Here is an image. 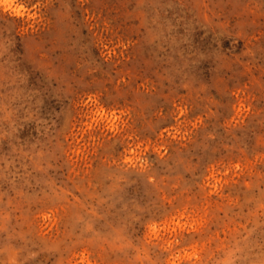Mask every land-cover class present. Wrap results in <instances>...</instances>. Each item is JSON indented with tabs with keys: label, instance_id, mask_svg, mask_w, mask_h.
<instances>
[{
	"label": "rangeland",
	"instance_id": "1",
	"mask_svg": "<svg viewBox=\"0 0 264 264\" xmlns=\"http://www.w3.org/2000/svg\"><path fill=\"white\" fill-rule=\"evenodd\" d=\"M0 264H264V0H0Z\"/></svg>",
	"mask_w": 264,
	"mask_h": 264
}]
</instances>
